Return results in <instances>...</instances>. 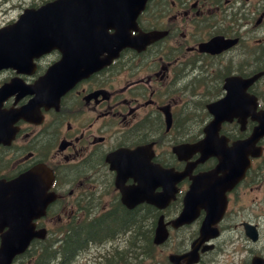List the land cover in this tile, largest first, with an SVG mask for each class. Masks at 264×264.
Instances as JSON below:
<instances>
[{
	"label": "flooded vegetation",
	"instance_id": "1",
	"mask_svg": "<svg viewBox=\"0 0 264 264\" xmlns=\"http://www.w3.org/2000/svg\"><path fill=\"white\" fill-rule=\"evenodd\" d=\"M48 1L11 2L0 25ZM73 14L59 10L67 25ZM98 15V8L89 13L92 21ZM136 21L131 35L164 34L143 49L123 47L110 60L120 38L112 26L98 27L108 36L102 41H113L89 50L78 40L74 53L93 55L94 66L81 67L84 73L75 79L65 77L55 104L36 80L70 52L66 43L63 50L53 46L0 68V180L33 168L53 175L47 192L54 199L34 220L46 242L34 238L30 249L53 243L63 253L71 250V258L50 257L43 264H172L170 253L191 248L197 256L191 264H264V135L253 133L264 107V0H147ZM215 36L228 41L223 50L199 49ZM259 72L247 87L228 81ZM215 100L225 105L222 139L204 151L219 150V156L188 146L205 136L212 119L208 104ZM146 165L188 173L165 204L162 184L147 185ZM199 174L205 203L192 220L173 225ZM153 196L157 204L148 202ZM159 216L168 235L155 246L157 256L148 258L147 231ZM28 264H35L34 256ZM180 264H188L186 258Z\"/></svg>",
	"mask_w": 264,
	"mask_h": 264
},
{
	"label": "water",
	"instance_id": "2",
	"mask_svg": "<svg viewBox=\"0 0 264 264\" xmlns=\"http://www.w3.org/2000/svg\"><path fill=\"white\" fill-rule=\"evenodd\" d=\"M57 1H65L66 3L71 2H77V3H84V2H95L94 0H57ZM116 4L114 9L116 12L120 11L123 13V15H128L131 12H134L136 14L137 10L141 8V4L144 0H138L136 4H138L135 7H123L118 4L119 0H113ZM73 7L75 5H70V7ZM46 8H52L51 6H47ZM91 9V6L89 8L82 7L80 11L76 14L74 17V23L79 27V31L83 36L90 35L93 33L91 28L93 29V23L92 20H90V17L88 15L89 10ZM28 17V16H27ZM29 19V18H28ZM121 36V35H120ZM4 223H7V221H4ZM15 227L12 225L9 227L8 230L1 233V242H0V264H9L12 260L13 256L20 252L27 243L28 235L23 234L19 239L15 238ZM155 241L158 240V230L155 234Z\"/></svg>",
	"mask_w": 264,
	"mask_h": 264
},
{
	"label": "rangeland",
	"instance_id": "3",
	"mask_svg": "<svg viewBox=\"0 0 264 264\" xmlns=\"http://www.w3.org/2000/svg\"><path fill=\"white\" fill-rule=\"evenodd\" d=\"M17 1H23V0H17ZM11 2H15V1L14 0H0V8L9 7ZM6 4H7V6H6ZM72 264H77V263H72Z\"/></svg>",
	"mask_w": 264,
	"mask_h": 264
}]
</instances>
